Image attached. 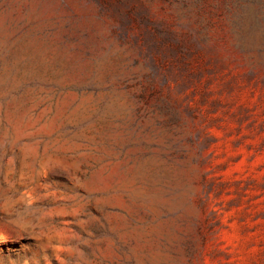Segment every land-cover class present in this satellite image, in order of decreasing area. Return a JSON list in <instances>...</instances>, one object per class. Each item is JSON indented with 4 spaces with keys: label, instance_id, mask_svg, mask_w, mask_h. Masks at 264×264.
I'll return each instance as SVG.
<instances>
[{
    "label": "rangeland",
    "instance_id": "1",
    "mask_svg": "<svg viewBox=\"0 0 264 264\" xmlns=\"http://www.w3.org/2000/svg\"><path fill=\"white\" fill-rule=\"evenodd\" d=\"M0 264H264V0H0Z\"/></svg>",
    "mask_w": 264,
    "mask_h": 264
}]
</instances>
